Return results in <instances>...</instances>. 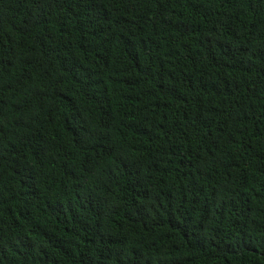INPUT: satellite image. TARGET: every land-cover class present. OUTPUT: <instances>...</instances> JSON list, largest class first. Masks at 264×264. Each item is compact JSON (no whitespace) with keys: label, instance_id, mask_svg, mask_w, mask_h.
<instances>
[{"label":"trees","instance_id":"obj_1","mask_svg":"<svg viewBox=\"0 0 264 264\" xmlns=\"http://www.w3.org/2000/svg\"><path fill=\"white\" fill-rule=\"evenodd\" d=\"M0 264H264V0H0Z\"/></svg>","mask_w":264,"mask_h":264}]
</instances>
